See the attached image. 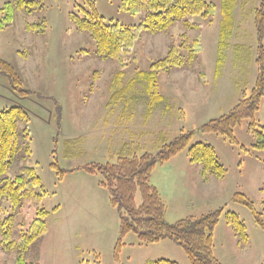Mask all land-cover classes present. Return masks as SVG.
<instances>
[{"label": "rangeland", "instance_id": "1", "mask_svg": "<svg viewBox=\"0 0 264 264\" xmlns=\"http://www.w3.org/2000/svg\"><path fill=\"white\" fill-rule=\"evenodd\" d=\"M11 0H0V10ZM42 8L19 11L13 25L0 30V60L20 73L23 86L32 93L20 96L0 75V112L22 109L29 118L31 154L17 159L9 174L23 164L34 169L40 181V209L45 212L47 233L25 254L27 263L38 264H148L167 260L189 264L183 251L170 241L140 245L129 233L119 240V216L110 205L108 192L99 186L103 178L83 167L114 164L122 148L125 156L155 153L181 131H197L208 121L228 113L248 95L258 75L257 54L264 47L254 29V10L261 0H236L233 27L222 35V0H205L215 6L200 30L185 31L180 24L166 32L143 33L122 76L112 60L99 58L94 44L77 31L69 15L82 0H41ZM105 21L132 27L140 17L122 9V0H94ZM44 19L47 28L35 32L31 25ZM201 52L187 58L196 36ZM184 36V38H183ZM182 45L185 61L169 73L154 72L161 101L149 103L151 64L164 57L172 41ZM222 55L217 64L218 55ZM150 81V83H149ZM250 119L233 131L235 142L214 134H196L191 144L202 142L215 152L225 170L223 178L206 174L190 162L185 149L155 167L150 184L156 186L165 205L164 219L174 223L222 209L213 233V257L220 264H264V230L252 212L234 204L235 194L245 196L264 221V150L254 148L248 131ZM257 129L264 128V94L254 114ZM64 171V172H62ZM140 202L139 195L136 198ZM5 215L11 214L3 203ZM234 214L244 226L243 240L229 220ZM37 217L34 208L23 206L13 217L11 240L17 223L25 228ZM0 264H14L16 246L3 249Z\"/></svg>", "mask_w": 264, "mask_h": 264}, {"label": "trees", "instance_id": "2", "mask_svg": "<svg viewBox=\"0 0 264 264\" xmlns=\"http://www.w3.org/2000/svg\"><path fill=\"white\" fill-rule=\"evenodd\" d=\"M222 32L219 48L223 46V34L230 35L233 27L232 11L236 0H222ZM42 8L41 0H11L0 10V30L13 25L14 18L19 11L31 14ZM122 9L138 15V25L126 27L105 21L96 9L94 0H82L77 5L76 12L69 15L75 29L85 34L94 44L95 53L101 59L115 62L118 75L121 77L132 59H136L134 47L143 33L156 35L166 32L170 27L180 24L185 31L200 30L201 23L196 20L209 21L215 13V6L205 0H122ZM254 29L258 41L264 38V0L254 10ZM32 30L44 32L47 22L40 19L31 25ZM184 38V36H183ZM182 45L176 40L169 44L167 54L151 64L149 75L152 106L161 101L156 91L154 72L169 73L180 68L185 57L181 53ZM202 50L199 35L193 40L191 51L187 58L191 60ZM222 60L219 54L217 64ZM258 75L250 93L242 94V99L228 113L208 121L197 131H181L178 136L166 142L159 135L155 144L160 147L155 153L143 152L140 155L125 156L122 148L114 164H90L83 170L90 174H99L103 181L99 186L109 195L110 205L116 209L119 216V240L115 251L118 252L120 240L127 234H134L140 245H151L161 241H170L177 245L185 254L189 264H220L212 254L213 233L219 221L222 209L212 211L199 217H187L174 223H167L164 219L165 205L160 193L150 184L152 173L159 164L188 150L190 162L200 164L206 174L217 179L223 178L225 170L216 160L212 147L202 142L193 143L196 134H214L228 138L235 142L233 131L243 120L250 119L248 131L256 139L254 148L264 150V128L257 129L254 114L258 111L264 94V47L259 46L257 54ZM0 75L3 76L13 92L20 96L30 93L23 86V80L17 69L0 60ZM29 118L20 108L11 107L0 112V234L1 243L5 251L16 246L14 264L27 263L25 254L31 245H35L47 233L44 220L45 212L40 209L41 195L38 190L40 181L33 168L19 165L14 175L10 169L17 159L28 158L31 154L29 146ZM64 172V171H62ZM139 195L140 202L136 198ZM234 204L246 207L252 212L255 223L264 230V221L254 209L253 203L241 194L233 195ZM3 203L8 204L11 214L4 217ZM23 206L34 208L37 217L25 228L22 223L16 224L17 238L11 240V227L14 214ZM229 222L233 224L237 233L244 240L246 238L244 226L238 218L229 213ZM148 264H176L167 260L149 262Z\"/></svg>", "mask_w": 264, "mask_h": 264}, {"label": "crops", "instance_id": "3", "mask_svg": "<svg viewBox=\"0 0 264 264\" xmlns=\"http://www.w3.org/2000/svg\"><path fill=\"white\" fill-rule=\"evenodd\" d=\"M155 188L158 190V192L160 193L159 189L155 186ZM165 215H166V212H165Z\"/></svg>", "mask_w": 264, "mask_h": 264}]
</instances>
